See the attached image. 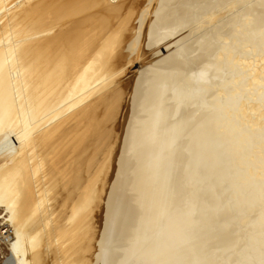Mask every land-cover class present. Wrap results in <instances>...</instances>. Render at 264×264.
<instances>
[{
  "label": "bare ground",
  "instance_id": "1",
  "mask_svg": "<svg viewBox=\"0 0 264 264\" xmlns=\"http://www.w3.org/2000/svg\"><path fill=\"white\" fill-rule=\"evenodd\" d=\"M0 208L11 264H264V0H0Z\"/></svg>",
  "mask_w": 264,
  "mask_h": 264
},
{
  "label": "rangeland",
  "instance_id": "2",
  "mask_svg": "<svg viewBox=\"0 0 264 264\" xmlns=\"http://www.w3.org/2000/svg\"><path fill=\"white\" fill-rule=\"evenodd\" d=\"M3 213L4 212H3L2 208H0V230L2 228H4V230H5L8 226V224L5 222L4 218L1 217V216H3ZM10 228H11V226L9 225V229ZM2 235L3 234L1 233V235H0V264H11V262H12L11 252H10L9 247L7 246L8 244H6L7 242L3 239Z\"/></svg>",
  "mask_w": 264,
  "mask_h": 264
},
{
  "label": "built area",
  "instance_id": "3",
  "mask_svg": "<svg viewBox=\"0 0 264 264\" xmlns=\"http://www.w3.org/2000/svg\"><path fill=\"white\" fill-rule=\"evenodd\" d=\"M8 236H9V237H8ZM2 237H3V239H4L5 241H7L8 238H10V231L5 232V233L2 235Z\"/></svg>",
  "mask_w": 264,
  "mask_h": 264
}]
</instances>
